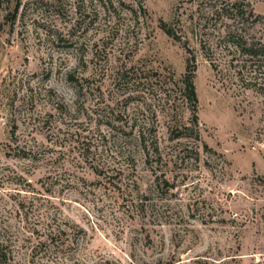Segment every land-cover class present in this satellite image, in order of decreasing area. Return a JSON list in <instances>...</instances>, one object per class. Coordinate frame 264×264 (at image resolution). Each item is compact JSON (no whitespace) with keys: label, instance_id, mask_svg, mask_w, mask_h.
<instances>
[{"label":"rangeland","instance_id":"374dc122","mask_svg":"<svg viewBox=\"0 0 264 264\" xmlns=\"http://www.w3.org/2000/svg\"><path fill=\"white\" fill-rule=\"evenodd\" d=\"M245 41L264 42V0H0L15 264H264V60Z\"/></svg>","mask_w":264,"mask_h":264},{"label":"trees","instance_id":"16d2710c","mask_svg":"<svg viewBox=\"0 0 264 264\" xmlns=\"http://www.w3.org/2000/svg\"><path fill=\"white\" fill-rule=\"evenodd\" d=\"M244 6V7H242ZM233 7L234 10L236 12V16L237 17H242L244 15V13L248 12V14L252 17V16H256L254 14L253 8L250 6V4H246L243 5L242 2L240 1H235L233 3ZM223 10V9H222ZM257 17V16H256ZM255 17V18H256ZM165 23L162 24V27L165 29V31L175 37V33L166 27V25H164ZM231 36V35H230ZM242 48H244V53L248 54L251 57H255V56H261L264 60V42H257V41H253L251 43L248 44L247 41H245L244 45H242ZM191 59H188V62H190ZM187 73L185 75V94L188 97L189 101L193 102V106H196L197 103V94H196V89H195V85L193 82V74H194V70L195 67L192 66L190 68V65L188 64L187 66ZM195 124H197V121H194ZM6 241H4L3 239H1L0 236V264H15L14 261V255L12 253V249H11V245L9 243H5Z\"/></svg>","mask_w":264,"mask_h":264}]
</instances>
